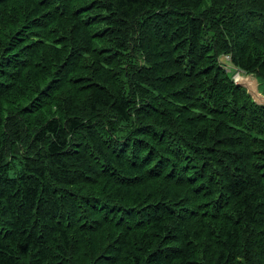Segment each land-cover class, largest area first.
I'll return each instance as SVG.
<instances>
[{
	"label": "trees",
	"instance_id": "1",
	"mask_svg": "<svg viewBox=\"0 0 264 264\" xmlns=\"http://www.w3.org/2000/svg\"><path fill=\"white\" fill-rule=\"evenodd\" d=\"M238 70L264 0H0V264H264Z\"/></svg>",
	"mask_w": 264,
	"mask_h": 264
},
{
	"label": "water",
	"instance_id": "2",
	"mask_svg": "<svg viewBox=\"0 0 264 264\" xmlns=\"http://www.w3.org/2000/svg\"><path fill=\"white\" fill-rule=\"evenodd\" d=\"M233 79L237 85L247 90L254 102L264 106V91L261 88L262 81L259 79L257 73H246L243 70H238L233 75Z\"/></svg>",
	"mask_w": 264,
	"mask_h": 264
},
{
	"label": "rangeland",
	"instance_id": "3",
	"mask_svg": "<svg viewBox=\"0 0 264 264\" xmlns=\"http://www.w3.org/2000/svg\"><path fill=\"white\" fill-rule=\"evenodd\" d=\"M227 66V68H229V66L228 65H226ZM228 70H230V69H228ZM261 88H262V91H264V88L262 87V84H261Z\"/></svg>",
	"mask_w": 264,
	"mask_h": 264
},
{
	"label": "bare ground",
	"instance_id": "4",
	"mask_svg": "<svg viewBox=\"0 0 264 264\" xmlns=\"http://www.w3.org/2000/svg\"><path fill=\"white\" fill-rule=\"evenodd\" d=\"M128 255V254H127Z\"/></svg>",
	"mask_w": 264,
	"mask_h": 264
}]
</instances>
